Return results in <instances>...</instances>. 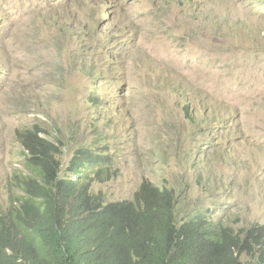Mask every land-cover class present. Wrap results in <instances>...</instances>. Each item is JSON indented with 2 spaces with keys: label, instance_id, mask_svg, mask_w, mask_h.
<instances>
[{
  "label": "rangeland",
  "instance_id": "obj_1",
  "mask_svg": "<svg viewBox=\"0 0 264 264\" xmlns=\"http://www.w3.org/2000/svg\"><path fill=\"white\" fill-rule=\"evenodd\" d=\"M90 91L124 115L93 188L129 199L150 180L181 214L264 223V0H0V211L17 128L43 129L64 166L102 127Z\"/></svg>",
  "mask_w": 264,
  "mask_h": 264
},
{
  "label": "trees",
  "instance_id": "obj_2",
  "mask_svg": "<svg viewBox=\"0 0 264 264\" xmlns=\"http://www.w3.org/2000/svg\"><path fill=\"white\" fill-rule=\"evenodd\" d=\"M24 129L25 176L0 212V264H264V224L235 229L205 210L181 214L175 191L149 181L108 202L89 187L91 146L67 161L71 181L59 177L61 148L38 125Z\"/></svg>",
  "mask_w": 264,
  "mask_h": 264
},
{
  "label": "clouds",
  "instance_id": "obj_3",
  "mask_svg": "<svg viewBox=\"0 0 264 264\" xmlns=\"http://www.w3.org/2000/svg\"><path fill=\"white\" fill-rule=\"evenodd\" d=\"M105 15H106V11H103V13H102L101 16H105ZM112 31L113 30L107 31L103 37L106 40H108ZM91 95L92 96L95 95L96 97L92 98V97H90ZM91 98H92V100H91ZM87 102L90 104L91 108H93V109H99L100 110V115L103 118V119H101L102 120V127L101 128H97L95 126L93 128L94 129L93 132L96 133L95 142L94 143H89V144L83 145V146H81V147H79V148L76 149V150H78L80 148H86L87 145L88 146H91L92 149H90V150L93 152V156L94 157H97V159L95 161H91V162L87 163V167L86 168H87L88 172L91 175V178H87V180L89 182V187L91 188V190H92L93 193H98V192L103 193V195L105 197V200L108 201V202H120L122 200H130V199L133 198L134 194H133L132 198H129V199H123L122 198V199L111 200V198L109 197V195L105 191L101 190L100 188L95 189V188L92 187V184L94 182H96V181L101 182V181H104V180H108L109 179V173L111 171L110 170L111 169L110 167H111V164L114 161V159L109 154V152L107 150V142H108V138L110 136H114V134H115L114 133V124L116 123V122L112 121V118L113 117H116V118L119 119L120 117H122L124 115L122 113H119L117 111V106L112 101L103 100L102 98H99V95L96 94L94 91H90L88 93V95H87ZM105 104H106V108L107 109H104L103 108L105 106ZM120 108H123V106L121 105ZM185 110H187V106L186 105H185ZM24 128H25V126L24 127L17 128V135L20 138V140L22 138L21 131H25ZM43 133H45V132H43ZM46 139L49 140V141H51L48 138H46ZM51 142L53 143V141H51ZM20 146H22V145H20ZM73 153H72V155H73ZM61 154H62V151H61ZM67 161H66V163H67ZM66 163L64 164V166H63V163H62V165H61L62 169L59 171V174H60L59 177L60 178H64V179H68V180H71V181H75L77 179V176H76V174H74L72 172H69L67 170ZM98 170H101L102 171V174L97 177L95 175V173ZM23 176H25V165H24V162L21 163V166H18V167L15 168V170L12 172L10 178L5 182V185H6L5 186L6 196H5L4 200L8 203V205L10 203L9 202V199H11V195H13L14 193H16V192H18V191L21 190V188L19 186V183H20V180L23 178ZM145 181H149L153 186H155V187H157L159 189L160 188H172L174 190V188L172 186H166V185L165 186H159L158 184L152 183L150 180H143L140 183V185L143 182H145ZM137 189L135 190V192L137 191ZM4 209H6V208H4ZM3 210H1V211H3ZM205 215L208 218H211L212 220H214L211 215H209V214H205ZM214 221H218V220H214ZM257 224H259V223H257ZM261 224H264V223H261ZM247 226L248 225H246L244 227H247Z\"/></svg>",
  "mask_w": 264,
  "mask_h": 264
}]
</instances>
